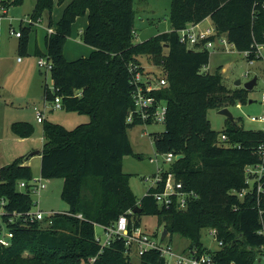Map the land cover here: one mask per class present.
<instances>
[{
	"label": "trees",
	"instance_id": "obj_1",
	"mask_svg": "<svg viewBox=\"0 0 264 264\" xmlns=\"http://www.w3.org/2000/svg\"><path fill=\"white\" fill-rule=\"evenodd\" d=\"M2 1L9 8L24 3ZM65 1L36 0L32 22L19 26L21 56L29 55L34 22L56 2ZM81 15L88 18L82 39L92 50L88 56L69 60L64 47ZM135 16V0H69L55 32L45 36L46 53L36 50L53 65L54 89L46 87L47 101L60 96L63 109L88 114L90 119L71 129L44 120L41 175L63 180L61 197L73 215L57 214L49 226L30 220L22 226L9 223L14 236L9 246L0 243V264H164L155 250L138 256L136 262V255L127 253L125 240L119 237L100 251L95 223L109 225L124 213L130 228L141 226L143 214L156 216L158 226L168 230L164 240L171 242L179 235L189 240L186 249L214 253L220 264H258L264 245V177L249 172L251 182L247 169L264 165V131L248 129L230 118L231 124L222 132L211 127V108L245 103L246 96L224 84L220 69L206 71L210 50L183 43L180 31L211 18L218 35H226L238 51L253 50L256 44H264V0H172V30L141 42L134 41ZM49 24L52 27V20ZM143 62L160 66L165 76L156 70L152 74L168 82L153 91L168 108L165 130L153 134V140L158 153L182 155L168 168L185 190L197 193L184 209L177 198L170 207L160 205L154 197L158 188H150L138 199L131 174L124 170V158L138 155L128 130L154 122L151 118L128 121L136 107L131 64L143 69ZM11 129L19 137L34 133L27 121L14 122ZM32 177V166L22 158L1 167L0 199L7 200L9 212L33 209L30 186L19 187ZM137 206L141 210L133 212ZM206 228L215 230V238L222 241L219 249L210 250L202 242Z\"/></svg>",
	"mask_w": 264,
	"mask_h": 264
},
{
	"label": "rangeland",
	"instance_id": "obj_2",
	"mask_svg": "<svg viewBox=\"0 0 264 264\" xmlns=\"http://www.w3.org/2000/svg\"><path fill=\"white\" fill-rule=\"evenodd\" d=\"M68 1L66 0L62 4L56 2L51 11L45 10L39 18L40 20H36L38 23L33 24L32 42L29 48L30 55L24 57L18 53L16 41H9V27L19 28L21 22L28 25L31 23L30 13L33 10L34 0H24V3L20 6H11L8 17L0 21V151L3 154V159L10 162L18 158L25 161L32 159L30 164L33 169V179L42 177L41 164L38 154L33 156H29V154L42 149L44 141L41 137L43 125L42 122H38L36 119L34 102L31 97L35 94L36 85L39 83L40 88L45 83L53 90L51 71L39 67L38 60L41 56L35 54V44L38 43L42 52L46 53L44 40L48 32L47 27L50 26L49 22L52 20V27L56 29ZM171 2L172 0H135V42H141L154 33L161 32L171 26ZM87 21V16L81 15L73 25L72 33L64 47V54L69 60L77 59L83 55L88 56L91 52V46L84 43L82 39V31L87 26ZM204 26L213 27L212 19H205ZM11 37L16 38L15 36ZM220 46V41L217 40L215 47L209 49L210 61L205 67L206 71L214 72L220 69L223 82L229 89L233 91L239 89L245 93V103L242 102L228 107L234 115V121L248 129L264 131V120L262 119L264 117V61L255 60L251 63L245 54L235 47L225 50ZM19 57H22L23 60L18 61ZM142 67L146 74H152V70H156L160 75L165 76L163 72L159 71L160 66L143 62ZM155 75L153 76L156 77L157 75ZM37 76L39 80L37 78L33 82L34 77ZM255 77H257V84L250 90L246 89L244 84ZM238 80H241L240 85L237 84ZM27 94L29 100H27ZM34 96L36 97V95ZM50 103L53 105L54 102ZM20 104L21 109H17ZM39 105H42L40 108L43 109V104ZM51 106L48 104L45 109L46 119L61 123L67 128H74L78 124L88 122L90 119L88 114L67 111L63 108L53 109ZM252 116L259 118V120H252ZM22 117L34 123L35 135L19 137L9 128L12 121L23 119ZM208 118L211 127L219 132L224 131L231 124L228 117L221 114L216 108L209 110ZM164 130L165 125L161 122L140 123L128 130L138 155L126 156L123 160V166L125 172L131 174V187L138 199H141L152 185V178L157 164L152 162L151 158L157 157L160 162L163 161V157L155 147L153 134L161 133ZM16 138L21 139L16 140ZM249 172H254V169L250 167L247 169V178L252 182ZM43 179L46 187L39 193L35 190L32 192L33 210L42 209L48 212L69 208V204L61 197L63 180L61 178ZM20 190H24V188L20 187ZM141 226L152 235L159 232L161 236L164 229L158 226L156 216L146 214L141 215ZM96 232L103 235L102 230L97 226ZM173 239L175 247L180 239L184 243L188 242L187 239L179 235H174ZM165 242H170V238H166ZM202 242L210 250L220 248L210 229L202 230ZM133 259L136 262L139 261L138 256H134Z\"/></svg>",
	"mask_w": 264,
	"mask_h": 264
},
{
	"label": "built area",
	"instance_id": "obj_3",
	"mask_svg": "<svg viewBox=\"0 0 264 264\" xmlns=\"http://www.w3.org/2000/svg\"><path fill=\"white\" fill-rule=\"evenodd\" d=\"M6 2L10 1L7 0ZM9 9L10 8L6 6L5 1L3 2L1 0L0 21L8 17ZM53 32H55V29L53 27H48V33L51 34ZM21 33L22 31L20 28H13L12 26L9 27V34L11 36L20 38L22 36ZM212 37L215 38L212 39ZM180 39L183 43L189 46L200 45L201 48H213L215 47L217 40L220 41V47L225 50H230L232 47H234V45L229 42L226 35H218L214 25L213 27L208 26L205 28H197L196 24H190L180 31ZM243 53L251 63L255 60L264 61V44H256L253 50H246L243 51ZM18 60L22 61L23 58L19 57ZM38 65L40 68H45L50 71L53 67L51 60L47 57H40L38 60ZM131 71L134 73L132 83L136 85V89L133 93L136 107L135 110L129 113L128 121L134 122L135 118H140L142 121H146L151 118L154 122L165 123L168 110L167 105L166 103H163V101L158 100L157 97L153 95V91L166 86L168 84L167 79L165 77L158 78L157 76L154 77L152 74H146L138 64H131ZM53 102L54 103L51 106L53 109L63 108L62 99L60 96L56 97ZM46 108L47 106H45L43 109L37 106L35 107L36 118L38 122H44ZM262 119L264 120V117ZM252 120H259V118L252 116ZM221 138L226 140L227 135L223 134ZM159 154L163 157V161L160 162L157 157L151 158V161L157 164L155 174L152 178L151 188L159 189L154 192V197L160 205L165 207H170L177 198L179 208L184 209L187 206L188 200L191 197H197V193L194 191L185 190L183 182L178 180L176 174L169 170L168 166L174 162L178 155L174 154L173 152ZM249 167L254 169V172L259 174L260 179L264 177V165ZM43 178V176L41 178L35 179L32 177L28 182L21 181L19 183V187L26 189L29 185L32 192L35 190L39 193L46 187V183L44 182ZM148 192L149 190L147 193ZM245 192V189H243L240 194L243 195ZM6 204L7 200L5 198H1L0 243L4 246H9L11 244V239L14 236V229L13 227L9 226V223H17L19 226H22L25 224V222H27L26 220H30L39 221L42 223V225L49 226L53 224L54 216L57 214L73 215L68 211L47 212L42 209H37L35 211L32 209L26 213L17 212L16 210L9 212L5 207ZM76 216L83 218L82 214H78ZM20 218H23L21 222ZM129 223L130 221L126 213L120 215L115 222L109 225L95 223V225L103 232V235L96 232V242L101 245L100 251H102L105 247L110 246L113 240L119 237L125 240L127 253L131 255L134 254L136 256H142L149 251L155 250L158 251L161 257L164 259V264H220V262H218L215 258L214 253H199L197 249H186L184 251H179L172 244V242H165V240L162 239L160 235H152L148 233L142 226L130 228ZM211 233L216 236L215 230H212ZM218 243L220 246H222V241H219ZM261 257H264V245L263 254ZM94 260L95 258H91V261ZM263 263L264 259L262 260V264ZM231 264L236 263L233 261Z\"/></svg>",
	"mask_w": 264,
	"mask_h": 264
},
{
	"label": "crops",
	"instance_id": "obj_4",
	"mask_svg": "<svg viewBox=\"0 0 264 264\" xmlns=\"http://www.w3.org/2000/svg\"><path fill=\"white\" fill-rule=\"evenodd\" d=\"M0 2H1V0H0ZM35 2H36V0H34V4H33V9H34V6H35ZM33 11V10H32ZM32 13V12H31ZM30 13V14H31ZM207 19V18H206ZM204 21L205 20H203L202 22H200V23H198V24H196L197 25V28H205V26H204ZM88 22V21H87ZM20 24H23L22 22L20 23ZM24 25H28V24H24ZM171 25V24H170ZM49 26V25H48ZM50 27V26H49ZM208 27V26H207ZM47 30H48V27H47ZM172 30V27L171 26H169L168 28H166L165 30H162L161 32H166V31H171ZM48 33V32H47ZM158 33H160V32H157V33H154L153 35H156V34H158ZM152 35V36H153ZM9 37V41H16V45H17V50H18V45H19V38H14V37H11L10 35H8ZM46 36V35H45ZM151 37V36H150ZM146 39H148V38H146ZM36 41H37V34H36ZM45 41V40H44ZM31 42H32V37H31V40H30V44H29V48H30V45H31ZM35 52H36V50L37 49H40L41 50V48L38 46V43H36L35 44ZM47 50V49H46ZM91 50H92V47H91ZM42 51V50H41ZM29 55H30V53H29ZM1 56V55H0ZM27 56V55H26ZM83 56H85V55H83ZM24 57V56H23ZM19 61V60H18ZM35 79L33 80V82H35V80L37 79V80H39V77L37 76V77H34ZM43 83V82H42ZM46 87H49V85L48 84H42V86H41V88H40V83L39 84H37L36 85V90H35V94L34 95H36V97L33 95V97H31V99L33 100V106H34V109H35V107L37 106H39V107H42V105H39V104H43V108L45 107V106H47L48 104H49V106H51L52 104L50 103V102H53V101H47V99H46V97H45V90H46ZM50 88V87H49ZM53 88H54V81H53ZM51 89V88H50ZM28 93V92H27ZM27 100H29V96H28V94H27ZM37 100H39V101H37ZM21 104L20 105H18L17 106V109H21ZM35 112H36V110H35ZM24 116H25V114H23ZM23 119H17V120H14V121H12L10 124H9V128H11V126H12V124L14 123V122H17V121H27V122H30V123H32L33 124V126H34V123L32 122V121H30V120H27L25 117H22ZM37 119V118H36ZM45 120H47L46 119V117H45ZM48 121H50V120H48ZM54 122V121H53ZM56 123H58V122H56ZM61 124V123H60ZM42 125H43V122H42ZM34 131H35V128H34ZM32 135H35V133H33ZM37 136H39V135H37ZM41 137L43 138V145H44V143H45V136H44V130H43V126H42V129H41ZM130 137V136H129ZM21 138H16V140H20ZM130 140H131V138H130ZM131 143H132V141H131ZM132 146H133V143H132ZM42 149H43V147H42ZM42 149H40L39 150V154H38V157H39V159H40V163H41V152H42ZM133 149H134V151L136 152V150H135V148H134V146H133ZM37 151V150H36ZM36 151H33V152H31L30 154H29V156H33V155H36L34 152H36ZM4 157H3V154H2V152L0 151V169H1V167L2 166H4V165H6V164H9V163H11L10 161H8V160H5V159H3ZM32 159H29V161H25V164H28V165H31L30 164V161H31ZM14 161V160H13ZM156 171V170H155ZM155 171H154V174H155ZM52 180V179H51ZM68 209L69 208H67V209H61V210H52V211H57V212H63V211H68ZM186 239V238H185ZM173 238H172V244H173ZM188 240V239H187ZM189 246V240H188V242H186V243H184L181 239H180V241L178 242V245L176 246V249L177 250H179V251H184V250H186V248Z\"/></svg>",
	"mask_w": 264,
	"mask_h": 264
},
{
	"label": "water",
	"instance_id": "obj_5",
	"mask_svg": "<svg viewBox=\"0 0 264 264\" xmlns=\"http://www.w3.org/2000/svg\"><path fill=\"white\" fill-rule=\"evenodd\" d=\"M257 77L253 78L252 80L246 82L244 84V87L248 90L252 89L256 84H257ZM237 84L240 85L241 84V80L237 81ZM252 102V100H251ZM219 112L225 116H227L228 118H230L231 120H235L233 113L231 112V110L228 107L222 108L219 110ZM35 154H39V150H37L36 152H34ZM182 155H178L177 158H181ZM141 207L137 206L133 212H137L140 211ZM168 234V230L167 229H163V233H162V238L164 239ZM264 259V257H260L258 259V264H262V260Z\"/></svg>",
	"mask_w": 264,
	"mask_h": 264
}]
</instances>
